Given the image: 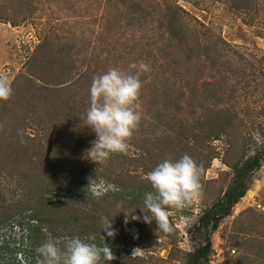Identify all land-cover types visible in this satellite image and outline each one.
Returning <instances> with one entry per match:
<instances>
[{"label": "trees", "instance_id": "trees-1", "mask_svg": "<svg viewBox=\"0 0 264 264\" xmlns=\"http://www.w3.org/2000/svg\"><path fill=\"white\" fill-rule=\"evenodd\" d=\"M103 1L105 3L102 8L98 5L95 17L98 21L104 19L110 6H114L117 32L112 36V44L124 41L122 50H128L126 55L139 50L140 61L146 66V71L141 72L143 84L139 99L153 98V101H157L152 107L154 109L161 102L169 108L164 116L161 112L154 113L153 120L159 125L152 124V130L156 132L155 129H160L162 135L152 141L149 137L143 139L139 145L132 134L127 144L138 150L136 156L125 151L114 153L103 162L95 163L86 159V143L96 139L95 132L84 122L89 103L88 89L92 78L99 74L92 70L79 71L76 61H72V56L77 55L74 53L76 48L67 36L55 33L45 35L27 63L28 72L22 73L12 83V96L6 101H0V181L7 170L12 171L11 176H18L22 168L16 152L18 146L27 144L24 139L26 128L34 132L45 130L42 117L50 123L59 118L64 119L68 123L65 132H71V137L80 143L76 148L71 146L73 143L60 144L56 147L57 151L51 154L54 162L50 166L46 165L40 174L29 175V181L26 178L23 183L19 180L18 188L25 194L20 203H6L3 190L0 189V226L19 212L15 221H10L11 228L32 233L48 226L54 234L62 229L67 235L80 232L86 236L88 232L102 228L105 220H111L116 214L121 216V212L122 216L135 213L141 217L138 221L129 218L126 226L138 234H149L157 228L155 221L144 223L140 211L145 193L152 191L144 175L164 159L175 160L187 154L202 165L203 186L206 171L211 162L219 157L212 142L225 138L233 146L242 142L243 152L232 166L225 161L233 171L232 177L211 206L199 217L197 231L202 233L204 240L187 254L185 261V264H209L213 252L212 233L220 221L230 215L234 205L246 195L254 173L263 165L264 128L259 125L257 135L253 131H245V120L240 109L223 102V98L228 95L231 100L238 97L233 84L229 85L223 78H245L250 72L252 82L255 81L249 68L248 56L193 17L179 1L190 3L202 11L208 10L211 4H227L235 11L248 14L252 23L257 18L255 15L259 14L258 0ZM33 2L12 0L13 6H25L30 12L34 10ZM200 29L205 30L203 35ZM114 36L118 40L113 41ZM205 75L209 79H205ZM243 85L244 89L254 87L247 83ZM258 86L255 84L252 97H264L260 91L261 85ZM204 102L209 104L204 105ZM26 105L30 107V113L24 115ZM184 108L186 116H183ZM251 110L257 119L264 120V106L251 107ZM187 118L190 120H185ZM15 132L18 134L13 138L12 133ZM246 135L249 140L254 138L252 145L246 140ZM36 156L28 159L33 160ZM132 169H141L143 174H133L130 172ZM92 179H104L112 187L102 197H94L88 192L87 181ZM53 185L60 191H75L77 198L64 202L47 200L46 194ZM84 188L86 195H82ZM25 200L27 206L23 208ZM26 208L30 209V214H25ZM159 232L160 236H169V232ZM96 244L102 245L99 241ZM247 244L254 249L253 254L258 259L251 260L244 256V264H260L261 259H264V241L250 239ZM34 252L35 249L25 264H38L41 258L38 253L34 255ZM116 262L130 263L123 258H115L103 264Z\"/></svg>", "mask_w": 264, "mask_h": 264}, {"label": "rangeland", "instance_id": "rangeland-1", "mask_svg": "<svg viewBox=\"0 0 264 264\" xmlns=\"http://www.w3.org/2000/svg\"><path fill=\"white\" fill-rule=\"evenodd\" d=\"M31 1H35L32 5L34 8L32 12L28 11L25 6H19V4L17 7L13 6L12 0H0V74H6L11 83L15 82L22 73L28 72L27 63L29 59L34 55L44 36L52 33L67 36V39L75 46L74 53L77 55L72 56V61L73 59L76 61L75 65L79 71L92 70L102 74L113 67L122 71H129L128 65L130 63L139 64L141 62L139 50L132 52V55H126L128 50H122L125 45L124 41H117L118 43L112 44V36L117 32L114 6H110L104 19L98 21L95 17L98 5H101L102 8L105 1ZM179 4L193 17L205 26L211 27L225 41L236 46L240 52L248 56L251 65L249 68L254 74L256 82H252L250 72L245 78H223L229 82V85L233 84L232 86L236 88L238 95L235 100H231L228 95L223 98V102L236 105L245 120L244 130H249L250 133L253 131V134L257 135V131L260 129L259 125L264 128V120L257 119V115L252 114L251 107L264 106V97L260 95L252 97L255 84L261 85L260 91L264 93V0L257 1L259 14L255 15L257 18L252 23L248 14L235 11L227 4H211L206 11L199 10L192 4L183 1H179ZM200 33L203 35L205 30L200 29ZM115 37L113 41L118 40V37ZM122 42L124 43L122 44ZM141 75L140 73V78ZM204 78L209 79L206 75ZM244 83L254 87L244 89ZM227 92L230 93V91ZM18 96L23 98L21 94ZM139 102L142 113L141 121L133 131L132 137H135L140 145L143 139L149 137L152 141L153 138L162 135L160 129H155L156 132L152 130V124L154 126L159 125L153 120L154 113L161 112L164 116L169 108L165 107L164 102H161L155 109L152 108L157 101H153V98L149 97H141ZM207 104L209 103L204 102V105ZM248 106L250 108L247 110ZM27 113H30V107L26 105L23 114ZM186 113L184 108L183 116H186ZM185 120H190V118ZM22 123L26 122L22 121ZM42 123L45 127L44 131L36 130L37 132H34L26 128L27 132H24V139L27 140V144H21L16 151L19 156L18 162L22 163L18 176H11L12 171L2 172L0 189L3 190L6 203L16 204L23 200L25 194L18 188L19 180L22 183L24 178L29 181V175L40 174L46 165L50 166L54 162V156L51 154L57 151V146L62 143L69 145L73 143L74 145L71 146L75 147L80 143L79 140L71 137V132H65L68 123L64 119L54 120L52 124L42 117ZM25 127H28V124H25ZM17 134L18 132L12 133L13 138ZM246 140L253 144L254 138L249 140L246 135ZM92 141L86 143L85 151L91 147ZM241 144L242 142L233 146L225 138L212 142V146L217 149L219 157L211 162L205 173L200 197L186 208H172L168 212L171 226L168 237L160 236L157 229L149 233L150 235L148 232L138 234L126 226L127 224L124 223L126 215L122 216L121 212V216L116 214L111 219L112 227L117 233L112 238L107 237L102 228H96V230L88 232L86 236L80 232L67 235L66 231L64 232L62 229L57 230L54 234L48 226H44L42 230L29 233L16 227H10V221H15L16 217L20 215L18 212L16 215L14 213L15 216L13 215L7 223L0 226V264H25L26 259L33 254L32 251L35 249L34 255H36V248L47 239L57 241L58 246L63 250L66 240L71 237H80L89 243L96 244V241L102 244L107 243L113 249L117 260L123 258L124 261L132 264H185L187 254L194 251L200 243H203V235L197 231L198 219L204 210L211 206L220 190L229 183L233 174L230 166L237 161L240 153L243 152ZM126 152L131 156L138 154V150L129 145ZM31 156L36 157L29 160L28 157ZM130 172L141 174L142 170L133 171L132 169ZM144 177L146 176L144 175ZM87 183L89 184L88 192L94 197H102L112 187L109 188L110 184L104 179H92ZM5 184L6 186H4ZM52 187L46 194L47 200L51 202L58 200L64 202L77 198L75 191H60L56 185ZM84 194L86 195L85 188L82 195ZM22 205L23 208L27 206L26 200ZM26 209L25 214H30V209ZM250 239L264 241V162L261 169L254 173L246 195L234 205L230 215L222 219L216 231L212 233L213 252L209 257V264H244V256L251 260L258 259L256 254H253L254 249L249 244L246 245ZM137 248L143 252L140 255L132 256L133 249ZM131 260L137 261L131 262ZM260 264H264V259H261Z\"/></svg>", "mask_w": 264, "mask_h": 264}, {"label": "clouds", "instance_id": "clouds-1", "mask_svg": "<svg viewBox=\"0 0 264 264\" xmlns=\"http://www.w3.org/2000/svg\"><path fill=\"white\" fill-rule=\"evenodd\" d=\"M128 69L110 68L94 76L90 83L84 122L95 132L96 139L85 151V158L95 163L103 162L114 153H124L128 139L141 121L140 73L146 71V66L143 62L130 63ZM12 94L11 80L6 74H0V101L8 100ZM202 171V165L187 154L158 163L146 174L152 191L146 192L143 198L140 209L143 222L151 224L155 221L157 231H171L169 210L186 208L200 197ZM129 218L133 221L141 219L135 213L126 214L125 224L129 223ZM102 231L109 238L117 234L112 220H105ZM36 252L41 258L38 264H103L115 259L107 243L97 245L80 237L67 239L63 250L57 241L47 239L36 248ZM142 252L138 248L133 249L132 256Z\"/></svg>", "mask_w": 264, "mask_h": 264}]
</instances>
